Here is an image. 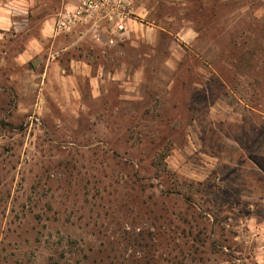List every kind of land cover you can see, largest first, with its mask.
Segmentation results:
<instances>
[{
  "label": "rangeland",
  "instance_id": "1",
  "mask_svg": "<svg viewBox=\"0 0 264 264\" xmlns=\"http://www.w3.org/2000/svg\"><path fill=\"white\" fill-rule=\"evenodd\" d=\"M78 1L0 0V264H264V0Z\"/></svg>",
  "mask_w": 264,
  "mask_h": 264
},
{
  "label": "built area",
  "instance_id": "2",
  "mask_svg": "<svg viewBox=\"0 0 264 264\" xmlns=\"http://www.w3.org/2000/svg\"><path fill=\"white\" fill-rule=\"evenodd\" d=\"M132 5L133 0H79L73 7L63 9L55 19L53 31L66 35L76 27L102 23L109 32L108 41L112 42L114 37L125 35Z\"/></svg>",
  "mask_w": 264,
  "mask_h": 264
},
{
  "label": "crops",
  "instance_id": "3",
  "mask_svg": "<svg viewBox=\"0 0 264 264\" xmlns=\"http://www.w3.org/2000/svg\"><path fill=\"white\" fill-rule=\"evenodd\" d=\"M69 5H71L70 2H69Z\"/></svg>",
  "mask_w": 264,
  "mask_h": 264
}]
</instances>
